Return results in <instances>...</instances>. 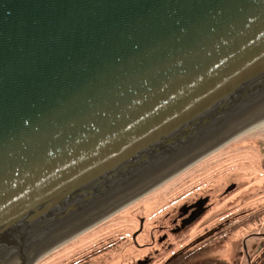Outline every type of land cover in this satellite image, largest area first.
<instances>
[{"label": "water", "instance_id": "1", "mask_svg": "<svg viewBox=\"0 0 264 264\" xmlns=\"http://www.w3.org/2000/svg\"><path fill=\"white\" fill-rule=\"evenodd\" d=\"M263 112L264 0H0V264Z\"/></svg>", "mask_w": 264, "mask_h": 264}, {"label": "rangeland", "instance_id": "2", "mask_svg": "<svg viewBox=\"0 0 264 264\" xmlns=\"http://www.w3.org/2000/svg\"><path fill=\"white\" fill-rule=\"evenodd\" d=\"M262 119L264 112L197 160L181 162L159 176L162 180L140 188L146 190L140 195L110 207L105 218L66 233L34 264H135L155 250L153 264H248L240 254L243 240L251 264H264V237L256 235L264 234V126L250 128ZM232 183L235 186L224 194ZM204 195L209 196L207 214L187 228L171 230L178 207ZM141 218L144 233L136 242L149 244L142 248L132 240ZM161 235L165 238H158ZM199 235L216 238L202 246Z\"/></svg>", "mask_w": 264, "mask_h": 264}, {"label": "flooded vegetation", "instance_id": "3", "mask_svg": "<svg viewBox=\"0 0 264 264\" xmlns=\"http://www.w3.org/2000/svg\"><path fill=\"white\" fill-rule=\"evenodd\" d=\"M228 192H229V190L228 191L226 190L224 192V194H226ZM209 208H210V203H209V196L208 195H204V196H201V197L198 196L195 200L180 205L178 207V209L176 210V220H175V222H177V223H175V225L171 228V230L173 229L175 232H177L178 230L187 228L190 225L196 223L205 214H207ZM228 216L229 215H226L223 218H228ZM140 220L142 221L141 230H139V228H140ZM140 220H139V224H138V227H137V229L139 231L138 230L135 231L132 235H134V237H135V241L133 240L135 245L140 247V248H142V247H145V246H147L149 244H148V242H144V244H140V243L136 242V238L139 237L141 233L142 234L144 233L143 218H141ZM217 229L218 228H216L215 231H217ZM213 233H214V231H213ZM213 233H211V234H213ZM148 235H149V237H148L149 239L151 238V240H152L154 238L152 231ZM219 235H223V234H219ZM256 235H262L261 237H264V234L256 233ZM208 236L211 239H208V237L205 236V235H199V237L201 239L200 244L202 246H203L204 241L213 240V239L216 238V235H208ZM158 238L164 239L165 235H163V236L161 235ZM245 241L246 240L242 241V252L240 254H241V256L245 257V259H246L248 264H251V257H250V255L247 252ZM153 254H157V250L153 251L152 253H150V252L147 253V255H144L143 258H137L136 261H135V264H153L152 263V262H154L153 261L154 260L153 259ZM256 254H257V252L255 253V255ZM210 262H212V261H210ZM155 264H156V262H155Z\"/></svg>", "mask_w": 264, "mask_h": 264}, {"label": "bare ground", "instance_id": "4", "mask_svg": "<svg viewBox=\"0 0 264 264\" xmlns=\"http://www.w3.org/2000/svg\"><path fill=\"white\" fill-rule=\"evenodd\" d=\"M261 126H264V119H262V120H260V121H256L255 123H253L251 126H250V128H259V127H261ZM249 129V128H248ZM226 138V137H225ZM224 138V139H225ZM66 238V235L65 236H63V237H61L59 240H58V242L59 241H61V240H63V239H65Z\"/></svg>", "mask_w": 264, "mask_h": 264}]
</instances>
